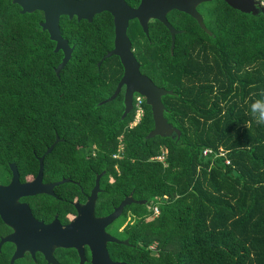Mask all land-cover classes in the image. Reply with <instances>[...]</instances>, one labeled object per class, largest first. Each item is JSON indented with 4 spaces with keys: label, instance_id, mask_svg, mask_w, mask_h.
Wrapping results in <instances>:
<instances>
[{
    "label": "trees",
    "instance_id": "obj_1",
    "mask_svg": "<svg viewBox=\"0 0 264 264\" xmlns=\"http://www.w3.org/2000/svg\"><path fill=\"white\" fill-rule=\"evenodd\" d=\"M215 2V12L214 1L201 10L212 35L185 15L192 22H185L172 51L153 50L166 40L163 26L151 31V42L136 39L141 31L131 32L133 47L147 48L133 53L139 71L173 91L161 101L179 137L147 138L154 124L145 99L134 126L133 108L121 117L120 94L102 102L122 74L117 57L102 60L113 41L107 12L91 22L60 21L74 49L58 77L54 70L63 54L53 51L36 12L21 13L22 26L16 20L0 51V152L21 157L24 174L29 163L22 160L44 155L56 132L60 141L45 155L44 173L92 179L103 169L100 180L107 181L109 170L118 199L130 190L144 199L134 204L137 221L121 237L135 248L109 244L112 257L127 264H264V126L248 111L251 101L264 98V12ZM46 129L50 139L32 134ZM206 148L226 153L202 157ZM86 156L91 160H79ZM101 203L99 195L98 213ZM40 205L51 206L44 199Z\"/></svg>",
    "mask_w": 264,
    "mask_h": 264
},
{
    "label": "flooded vegetation",
    "instance_id": "obj_2",
    "mask_svg": "<svg viewBox=\"0 0 264 264\" xmlns=\"http://www.w3.org/2000/svg\"><path fill=\"white\" fill-rule=\"evenodd\" d=\"M85 0H50L51 3L56 4L59 2L62 3H78L84 2ZM113 3H123L130 8H137L139 4L146 3L149 4L151 0H111ZM212 4V10L215 12L217 9V0ZM223 1V0H222ZM164 2V1H163ZM209 1H204L198 3L196 5L197 11L202 15V8L205 6V3ZM21 0L18 2H13V0H0V51L4 47H8L9 42V29L13 26V24L18 21L22 26L21 21ZM37 13V18L39 19L40 25L46 19V14L43 10L34 11ZM34 12H25V13H34ZM110 14L112 24H113V41L112 48L106 50L107 52L113 49L114 37H115V29L113 23V15ZM101 13V12H100ZM99 14V13H98ZM96 15V14H95ZM94 15V17H95ZM189 17L192 21L196 23V21L190 17V15L178 10L172 9L165 14L166 20L179 32L175 33V38L178 34L184 31L185 22L191 23L192 21L185 17ZM93 17V18H94ZM62 20H75V21H86L81 18L78 20L77 15L73 14L72 18H69L67 14L60 15V21ZM93 20V19H92ZM204 23V21H203ZM60 24V22H59ZM197 24V23H196ZM198 25V24H197ZM205 25V23H204ZM165 27L166 33H164V41L162 46L155 47L153 50L155 51H172L171 47L172 36L169 29L160 21L150 18L147 22V33L144 32L141 25H139L136 19L129 20L126 27V35L129 39L130 50L131 53L141 52L144 49H135L133 47L134 36L132 35V30H139L142 35H137L136 39L141 41L142 43L151 42V38L155 35L151 34V31L159 30L161 27ZM206 26V25H205ZM207 28V26H206ZM208 29V28H207ZM47 32V31H46ZM48 33V32H47ZM61 33V32H60ZM151 34V35H150ZM49 35V33H48ZM62 38L63 37L61 34ZM49 37V36H48ZM67 40V39H66ZM68 42V40H67ZM73 47V45H70ZM55 49V43H54ZM53 49V51H54ZM61 53L62 51L59 50ZM119 80V79H118ZM116 87V86H115ZM115 89V88H114ZM114 91V90H113ZM117 94L121 95V99H123L124 95V86H121L119 92ZM135 93L132 94V98ZM131 109V108H130ZM32 134H35L36 137L50 139V131H32ZM54 134V141L58 138L56 132ZM41 136V137H40ZM1 137V136H0ZM39 143H35V145L31 146H39ZM7 148L8 145H4V148ZM1 148V147H0ZM40 157L32 158V159H24L22 162L29 163V166L22 168V171L26 173L21 174V157L16 159H10L7 156V150L0 152V264H79V256L77 251L74 248H64V247H55L50 248V246L46 242H42L38 237V230L28 224L26 222H22L21 224V215L25 218L26 214H21V203H25L29 210L30 215L36 221H40L43 224H50L55 218L59 221L61 225H67L70 221L77 215V210L81 207L87 200L88 195L90 194L92 188L96 184L97 190L93 203V214L94 216H105L126 196L131 198V201L126 204L130 205L129 209H125L124 205L120 214L109 224L104 227L105 232L120 241L127 240L128 245L132 248H135V245L130 244L129 240L126 238H121L123 236L125 226L127 224H131L132 226L136 223L137 218L135 214L132 212L134 204L136 203H145L138 202L133 195L132 190L128 193L123 194L121 198L118 199L119 191L116 189H112L110 187V183L113 182V175L107 170V181H101L100 177L104 173V170H100L99 172L93 171L92 179L88 178V174L86 173H68L59 175L57 173H44V158H43V170H42V178L41 182L43 184H49L53 182L60 181L64 179L65 181L54 185L52 188V193H37L34 195H24L21 197V184L31 183L34 181L39 172L40 167ZM82 161H90L91 158L86 156L84 158H79ZM53 161L55 162H73L78 161L72 158H55ZM53 169H57V166H53ZM92 169V167H89ZM14 173V174H13ZM97 177V180H96ZM100 195L102 199L100 213L95 210V204L97 197ZM44 199L49 201L51 206L43 207L40 205V201ZM103 212V213H102ZM117 224V225H116ZM107 244V251L110 259L113 262H124L123 260H117L115 257H112L111 251L113 247ZM122 245V244H117ZM116 250H118L116 248ZM82 256L83 261L81 264H91V257L89 255L88 248L86 246L82 247ZM127 264V263H126Z\"/></svg>",
    "mask_w": 264,
    "mask_h": 264
},
{
    "label": "water",
    "instance_id": "obj_3",
    "mask_svg": "<svg viewBox=\"0 0 264 264\" xmlns=\"http://www.w3.org/2000/svg\"><path fill=\"white\" fill-rule=\"evenodd\" d=\"M19 0H13V2ZM164 1V2H163ZM210 0H151L149 4L141 3L137 8H130L123 3H113L111 0H85L78 3H56L50 0H21V13L34 12L43 10L46 19L41 23L44 31L49 33V39L55 43L54 52L62 51L63 57L57 65L54 72L58 77L59 73L69 62L73 47L68 45L66 39L62 38L60 33V15L67 14L72 18L73 14L77 15L78 20L81 18L87 22H91L94 15L102 11H108L113 15V23L115 29V37L113 49L108 51L102 60L115 56L122 65V74L116 83V87L112 94L102 102L111 101L119 92L121 86H124V95L122 99L123 111L121 117L129 112L132 106V94L142 95L146 104L150 106L153 129L147 135L148 139L153 137H169L174 133L179 137L180 132L175 129L164 116V104L161 97L165 94H172L171 89L157 86L147 75L139 71V63L134 58L130 50L129 39L126 35V27L129 20L136 19L147 33V22L150 18L156 19L163 23L170 31L172 36L171 47L174 46L175 33L179 32L166 20V12L172 9H178L192 17L199 28L207 35H212L210 30L203 23L201 14L197 11L198 3ZM228 6L244 13L256 14L259 10L264 12V5L258 0H223ZM100 63L97 64L99 67ZM60 141L59 138L50 145L44 155L40 159V167L37 178L31 183L21 184V197L24 195H34L37 193H52L54 185L65 181L64 179L43 184L41 182L43 170V158L49 154L53 147ZM14 174V173H13ZM97 180V177H96ZM96 184L92 188L87 197L86 202L78 208L77 215L67 225H61L57 218L50 224H43L36 221L29 213L27 205L21 203V214L25 213L23 218L21 215V224L26 222L34 226L38 230L39 243L46 242L50 248L64 247L74 248L79 256V264L83 261L82 247L86 246L91 257V264H126L124 262H113L107 251L108 243L128 245V241H120L119 239L108 235L104 227L111 223L121 212L122 207L131 201L129 196L124 197L111 212L105 216H94L93 203L96 195ZM139 200L138 202H143Z\"/></svg>",
    "mask_w": 264,
    "mask_h": 264
},
{
    "label": "built area",
    "instance_id": "obj_4",
    "mask_svg": "<svg viewBox=\"0 0 264 264\" xmlns=\"http://www.w3.org/2000/svg\"><path fill=\"white\" fill-rule=\"evenodd\" d=\"M143 102H144V97L142 95L139 94H135L132 98V106L131 108H133V118L130 121L129 126H134L135 124H137L138 120L141 119L143 113H144V108H143ZM225 151L223 149H218V151L214 152L211 149H202L201 150V156L202 157H208V156H212L214 158L217 157H224L225 156ZM164 155L165 152H163V155L160 157H157L158 160L163 161L164 160ZM115 156V155H113ZM225 164L229 165V160H225ZM154 212L155 214L159 213V207L156 206L154 208Z\"/></svg>",
    "mask_w": 264,
    "mask_h": 264
},
{
    "label": "clouds",
    "instance_id": "obj_5",
    "mask_svg": "<svg viewBox=\"0 0 264 264\" xmlns=\"http://www.w3.org/2000/svg\"><path fill=\"white\" fill-rule=\"evenodd\" d=\"M248 111L257 125L264 126V98L251 101Z\"/></svg>",
    "mask_w": 264,
    "mask_h": 264
},
{
    "label": "rangeland",
    "instance_id": "obj_6",
    "mask_svg": "<svg viewBox=\"0 0 264 264\" xmlns=\"http://www.w3.org/2000/svg\"><path fill=\"white\" fill-rule=\"evenodd\" d=\"M258 1H260V2H261V4H262V5H264V0H258Z\"/></svg>",
    "mask_w": 264,
    "mask_h": 264
}]
</instances>
